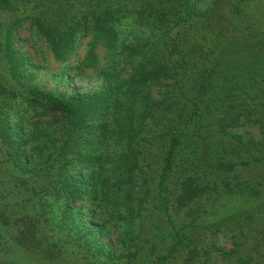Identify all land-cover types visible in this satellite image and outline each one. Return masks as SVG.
<instances>
[{"label":"rangeland","instance_id":"374dc122","mask_svg":"<svg viewBox=\"0 0 264 264\" xmlns=\"http://www.w3.org/2000/svg\"><path fill=\"white\" fill-rule=\"evenodd\" d=\"M14 1L17 5L15 9L0 10V45L8 25L15 19H21V24L13 30V45L26 59L19 67L18 90L17 83L1 71L3 62L0 57V84L12 86L15 94H20L15 100L0 95V107H5V102L7 107H23L20 98L28 87L58 94L74 90L88 92L98 89L103 78L107 77L113 89L110 116L127 120V109L135 107L136 103L132 99L126 100L125 95L119 99L118 95L127 88L122 81L136 60L153 51L161 61L170 57L177 59L179 49V55L183 57L181 60L186 64L185 71L180 70L173 78L131 87L134 92L147 93L152 99H163L164 106L157 110L153 120L146 122L140 133H136L134 140L107 147L106 153L109 154L124 153V148H133L138 152L139 169L133 172L138 175L140 185L149 191L141 204L130 205L127 209L123 204L115 209L108 204L90 208L83 201L76 200L73 203L75 207L84 205L78 210L83 217L78 218L72 215L73 212L65 214L62 210L65 204L61 198L55 200L53 195L60 182L56 167L46 166L44 176L28 180L32 191L29 192L25 185L16 189L10 182L16 178L23 180L21 170L15 166L8 150H0V264H155L156 258L166 254L177 239L179 244L165 264H236L239 258L246 259L247 264H264V162L259 164L249 160L247 165L240 163L248 160L246 146H251L242 143L259 140L264 133V0H221L207 18L200 12L209 0L199 1L196 7L198 14L192 17L193 26H199L198 23L204 21L200 25L202 29L190 34L191 38L187 37L190 29L181 25L173 26L166 33L164 29L156 31L145 24L133 23L125 15L129 10L141 7L143 0ZM105 9L110 10L112 18L121 19L117 50L115 55H108L97 45L93 51L92 67L81 64L89 40L87 34L77 35V44L69 58L58 62L26 16L34 15L51 26L65 28L69 17L81 15L84 11L100 14ZM217 14L221 19L218 17L216 20ZM217 21L218 26L214 27ZM172 43L180 44L172 50ZM214 63L216 65L212 67ZM244 63L253 64L258 69H245L241 67ZM210 68H214V81L225 89L230 88L226 90V95H221L225 101L223 105H219L211 95L199 104L202 111L207 108V117L215 107L216 110L209 120L201 122L198 127L200 130H211L208 140L215 144L212 147L226 148L230 152L223 153V157L237 162L233 170L224 173L227 187L233 192L222 193L225 181L222 182L218 173L221 171L216 173L211 165L190 170L183 165L175 169L180 173L194 171L202 184H214L216 191L222 192L208 194L178 209L170 201L176 183L173 179L166 183L165 195L169 201L164 205L160 200L163 193H159L156 186V175L161 166L164 142L176 128H182L186 113L192 107L188 101L195 99L196 73L210 71ZM18 116L15 118L21 119L24 125L35 121L26 111L18 112ZM219 116L220 119L224 116L230 120L235 116L236 123L221 132ZM185 131L188 135L193 130L186 126ZM26 132L24 130L23 134ZM194 147L191 141L182 143L178 160L186 162L191 159ZM25 149L24 163L37 169L35 155L26 145ZM216 154L210 153L208 159L215 158ZM113 166L111 170L110 164H104L102 176L107 184H103V189H116L111 176L126 172L121 162ZM23 176L26 178L28 174ZM121 187L135 189L136 185ZM9 190L11 194L5 192ZM12 191L21 194L14 196ZM51 191L52 194H49ZM249 192H254L250 195L255 197L245 195ZM40 202L46 205L44 212ZM22 206L37 213L33 215L35 238L27 242L29 246L16 241L19 225L15 220L21 214ZM37 211L42 214L38 215ZM113 211H118L122 217ZM83 222L92 227L103 224V232L97 235L95 243L81 235ZM192 248L196 256L189 261L187 250ZM131 254L134 256L131 257Z\"/></svg>","mask_w":264,"mask_h":264},{"label":"trees","instance_id":"16d2710c","mask_svg":"<svg viewBox=\"0 0 264 264\" xmlns=\"http://www.w3.org/2000/svg\"><path fill=\"white\" fill-rule=\"evenodd\" d=\"M143 1L144 3L141 7L132 11L129 10L125 15L133 23L145 24L156 31L164 29L166 33L173 26L181 25L182 28L190 29L187 32L188 38H191L190 34L192 35L195 31L202 29L200 25L203 24L204 20L200 21L198 23L199 26L196 25L195 27L192 21L193 15L198 14L196 7L201 0ZM220 1L209 0V3H205L204 10L200 12L201 15L207 18V15L212 13ZM157 4L162 5L158 6ZM16 7L14 0H0V10H12ZM207 9H209L208 13ZM26 16L37 34L45 42L55 61L64 62L69 58L71 51L77 44V35L84 36L87 34L89 36L84 59L81 61V64L86 67L94 65L93 51L97 45H100L108 55L116 54L118 27L121 24V19L119 17L112 18V13L108 9H105L100 14L95 12L89 14L84 11L81 15L69 17L65 28L51 26L45 20L34 15ZM218 17L221 19V16L217 14L216 20ZM21 22V19H15L8 25L3 33V40L0 45V57L3 62L1 71L13 83H17L18 90H20L18 78L21 75L19 67L23 65L26 58L13 45V30ZM213 26L217 27L218 21ZM176 44L180 43L171 44L172 50H176L178 46ZM155 53L153 51V53L143 57V59L136 60L131 65L126 79L122 81L127 88L119 93V99H122L123 95H125L126 100L132 99L136 103L135 107L127 109L129 113L127 120L118 119L116 115L110 116L109 104L110 102L112 103L113 89L112 82L107 77L103 78L98 89L88 92L74 90L68 94H58L38 87H28L24 93L21 92L20 100L23 101L21 104L23 107H7L5 102V107H0V150L2 148L8 150V154L11 155L15 166L21 170V176L23 177V180L16 178V180L10 182V185L15 186L16 189L20 185H25L30 192L32 187L28 186V180L34 181L38 177L44 176L43 171L46 166L56 167L55 171L60 178V182L53 191L54 199L59 200L61 198L63 204H65L62 207L63 212L65 214L73 212L72 215H76L78 218L83 217V214L79 213L78 210H81L80 208H83L84 205L75 207L73 203L76 200L83 201L90 208L108 204L112 209L122 204L127 209L130 205L144 202L149 191L143 188V185H140L138 175L133 172L134 169H139L137 162L138 152L133 148H124V153L120 154H109L106 151L107 147L112 144L119 145L123 141H126L125 144H127L134 140V137L137 136L136 133H140L144 129L146 122L153 120L157 110L164 106L163 99H152L147 93L134 92L133 88L143 86L147 82L173 78L181 71H185L184 65L186 62L181 60L183 57L179 55V49H177V59L170 57L161 61L156 58ZM215 65L216 63L212 64V67H215ZM241 67L252 70L258 69L250 63H244ZM213 71L214 68H210V71H198L196 73L194 78L196 83L195 99L188 101L192 107L186 113L184 127L176 128L164 142L161 166L156 175V186L159 193H163L160 200L164 205L169 201V197L165 195V185L172 179L176 183V189L171 193L170 201L178 209L208 194L222 192L216 191L214 184H202L194 171L180 173L175 169L183 167V165L184 167L187 166L189 170L192 168L197 169L207 164L211 165L216 173L221 171L218 173L222 182L225 181V190L222 193L226 195L233 192L232 188L227 187L224 173L233 170L237 162L223 157V153L228 154L230 152L226 148L220 147V149H217L212 147L215 144L208 140V133L211 130H200L198 127L199 125L201 126V122L209 120V116L216 110V107H213V111L207 117V108L202 111L199 104L204 101V98L211 95L216 98L219 105H223L225 101L221 95H226V90L230 88L227 87L225 89L222 85L217 84L212 77ZM174 82L177 84L178 80L175 78ZM175 87L182 93L177 85ZM0 95L9 96L10 99L15 100L18 94H15V89L12 86L8 87L0 84ZM124 102L122 101L121 103ZM23 111H26V114L30 118H34L35 121L24 125V123H21V119H16L15 116H18V112ZM18 118L21 117L18 116ZM218 118L220 119V116ZM235 120V116L231 120L229 117L223 116L218 123L221 126L220 131L223 132V128L236 123ZM186 126L188 129L191 127V130H193L189 131L188 135H186L187 131H185ZM207 126H210V123H207ZM196 127L197 129L194 130ZM24 130H27V132L23 134ZM216 134L218 135V133ZM185 141L193 142L195 147L191 159L186 162H180L177 156L180 153V146ZM242 144L251 146H246L249 150L247 152L248 160L240 161V163L247 165L249 160L259 164L264 162V133L259 140ZM25 145L31 154L35 155L34 161L38 167L37 169H33L24 163L23 159L27 150ZM210 153L218 154H216L215 158L208 159L210 158ZM116 162H121L126 172L111 176L116 189H103V184H107L103 178L104 176H102L104 164H110V169L112 170L114 168L112 165ZM26 173L28 176L25 178L23 175ZM127 184L130 186L136 185V188L121 187ZM5 192L11 194L10 190ZM12 192L14 196L21 194V192L17 191ZM251 193L254 192H249L245 195H250ZM49 194H52V191ZM40 207L42 212H44L46 205L40 202ZM21 208V214L15 220L19 225L16 241L24 246H29L27 242L35 238V220L33 215L37 213L31 208L24 206ZM37 212L38 215L42 214L40 211ZM113 212L117 216L122 217L118 211ZM107 215L111 214L107 213ZM81 226V235L93 243L97 241V235L103 232L102 223L92 227L87 226L83 222ZM178 244L179 239L171 245L166 254L159 255L156 258L155 264H165L167 258L171 256ZM133 256L131 254V257ZM195 256L196 251L194 248L187 250V259L189 261H193ZM236 264H247V260L239 258Z\"/></svg>","mask_w":264,"mask_h":264}]
</instances>
